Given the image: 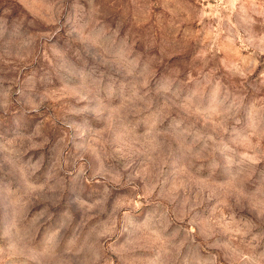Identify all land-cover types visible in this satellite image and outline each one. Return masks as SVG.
I'll list each match as a JSON object with an SVG mask.
<instances>
[{"label": "rangeland", "instance_id": "374dc122", "mask_svg": "<svg viewBox=\"0 0 264 264\" xmlns=\"http://www.w3.org/2000/svg\"><path fill=\"white\" fill-rule=\"evenodd\" d=\"M259 11L248 13V32L232 13L237 39L221 23L229 11L220 0H0V28L28 29L45 49L65 42L69 13L73 27L94 20L103 34L123 37L120 56L149 80L128 117L123 155L105 133L107 117L73 143L56 87L45 89L53 98L40 125L0 136V218L22 229L0 234V264H173L177 246L179 264H264ZM0 67L6 103L19 73ZM100 136L109 143L98 144Z\"/></svg>", "mask_w": 264, "mask_h": 264}, {"label": "clouds", "instance_id": "9594fccd", "mask_svg": "<svg viewBox=\"0 0 264 264\" xmlns=\"http://www.w3.org/2000/svg\"><path fill=\"white\" fill-rule=\"evenodd\" d=\"M220 3L229 11L228 15L221 18V23L226 22L227 30L237 39H240V30L232 22V13H236L237 22L245 32L251 31L255 23L249 12L260 9L257 14L264 16V0H227L226 4L225 0H220ZM65 24V42L53 44L50 41L51 47L47 49L42 41L37 43L38 38L32 36L28 29L18 31L15 24L8 25L7 31L0 28V65L7 66L8 71L19 73L6 89L7 102L0 103V136L15 135L29 125H40L39 113L44 110L46 102L53 98L45 89L56 87L59 89L56 95L61 102L67 101L64 114L58 119L61 123L67 121L72 128L73 143L80 142L78 136L84 127H105L107 117L105 133L109 139L116 137L119 140L116 151L123 155L128 139V117L138 114L137 102L143 103L148 96V77L139 67L130 66V62L120 56L122 36L103 34L92 19L81 22L78 18L76 27H73L71 13L65 17ZM233 29H236L235 33H232ZM259 39L264 46V36ZM259 50L264 51V47ZM129 55L134 58L131 51ZM32 57L36 58L32 66L35 72L27 76V72H32V68L27 67ZM41 57L47 62H42ZM4 70V67H0V72ZM22 75L24 79H21ZM125 81L132 83L131 96L126 95ZM2 83L3 77H0ZM118 103L121 106L119 112L113 108ZM109 139L100 136L96 142L103 147L109 143ZM151 151L158 159L159 149L153 147ZM4 173L5 169L0 165V184L4 183ZM5 231L13 234L21 232L20 221L17 219L10 224L0 218V234ZM252 239L256 240L257 236L253 235ZM171 259L173 264H179V246L175 248ZM240 259L247 260L248 257L241 254Z\"/></svg>", "mask_w": 264, "mask_h": 264}]
</instances>
